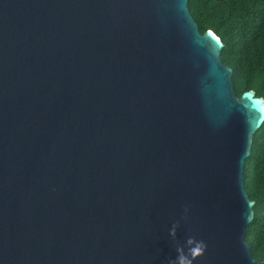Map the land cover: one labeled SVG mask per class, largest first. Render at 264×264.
Segmentation results:
<instances>
[{
  "label": "water",
  "instance_id": "1",
  "mask_svg": "<svg viewBox=\"0 0 264 264\" xmlns=\"http://www.w3.org/2000/svg\"><path fill=\"white\" fill-rule=\"evenodd\" d=\"M222 47L188 0H0V264H254Z\"/></svg>",
  "mask_w": 264,
  "mask_h": 264
},
{
  "label": "trees",
  "instance_id": "2",
  "mask_svg": "<svg viewBox=\"0 0 264 264\" xmlns=\"http://www.w3.org/2000/svg\"><path fill=\"white\" fill-rule=\"evenodd\" d=\"M188 10L201 34L211 30L220 38L236 96L252 90L264 99V0H188ZM243 180L254 202L244 241L254 264H264V122L253 135Z\"/></svg>",
  "mask_w": 264,
  "mask_h": 264
}]
</instances>
